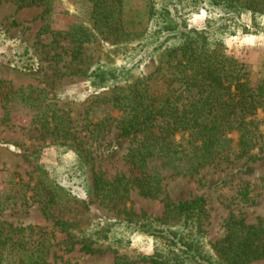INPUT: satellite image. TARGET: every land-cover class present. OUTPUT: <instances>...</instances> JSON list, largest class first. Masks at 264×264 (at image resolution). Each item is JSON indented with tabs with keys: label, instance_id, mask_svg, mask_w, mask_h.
Listing matches in <instances>:
<instances>
[{
	"label": "rangeland",
	"instance_id": "1",
	"mask_svg": "<svg viewBox=\"0 0 264 264\" xmlns=\"http://www.w3.org/2000/svg\"><path fill=\"white\" fill-rule=\"evenodd\" d=\"M165 2L179 9L176 17L189 27H204L209 17L221 14L210 10L209 2L193 8L187 0H154L156 8ZM152 3L125 0L123 15L137 39L114 43L113 35L96 33L76 58L66 31L78 23L92 25L87 0H57L49 19L40 5L19 7L12 0H0V226H36V238L44 233L43 240L53 245L51 263L117 264L125 255L134 264H158L147 257L155 240L144 232L146 224L129 226L124 219L160 224L157 218L165 217L166 195L174 201L206 199L203 229L215 251L223 244L231 215L264 226L262 110L244 120L253 138L244 155H238L239 132L232 131L226 151L192 175L182 174L181 159L173 166L153 159L149 169L160 172L159 194H145L135 185L140 172L128 153L139 137L120 135L124 112L114 106L111 82L99 85L87 74L99 65L126 67L132 78L156 70L160 58L152 47L157 44L140 50L137 35L149 24L153 30ZM237 18L234 34L225 39L226 53L244 65L257 85L264 80V15L254 18L244 12ZM93 173L110 182L124 176L131 189L122 199L90 195ZM44 182L63 190L49 216L43 201L51 188ZM108 219L112 224L104 228ZM57 220L67 227L54 226ZM83 243L103 251L85 253L80 250Z\"/></svg>",
	"mask_w": 264,
	"mask_h": 264
},
{
	"label": "trees",
	"instance_id": "2",
	"mask_svg": "<svg viewBox=\"0 0 264 264\" xmlns=\"http://www.w3.org/2000/svg\"><path fill=\"white\" fill-rule=\"evenodd\" d=\"M12 1L19 7L40 5L49 19L57 0ZM187 1L193 8L201 2H209L210 10H218L221 14L209 17L204 27H189L185 19L176 17L179 9L170 8L167 2L156 8L153 0L149 10L153 30L149 24L137 35H141L138 40L140 50L151 43L157 44L152 49L160 60L154 72L132 78L126 67L99 65L87 74L99 85L111 82L109 88L115 91L114 106L124 112L118 125L120 135L139 137V140L134 139L136 142L129 150L128 158L140 172L134 179L135 185L145 194L162 191L159 170L149 169L153 159L162 158L171 166L181 159L184 162L180 168L182 174L192 175L226 151L232 141L228 134L232 131L239 132L238 155L242 156L253 139L244 120L254 116L258 110L264 112V80L257 85L252 84L244 65L228 56L225 47V39L234 34L232 28L237 17L244 12L251 13L254 18L264 15V0ZM87 2L91 6L92 25L88 27L85 23H78L66 31L74 43L76 58H80L84 45L96 33L105 37L113 35L114 43L126 44L137 39L123 15L125 0ZM177 135H180L179 140ZM130 183L124 176L110 182L101 173H93L87 191L103 199H122L130 191ZM44 184L51 188L43 201L49 216L55 197L62 188L53 183L51 186ZM164 209L165 217L157 218L160 224L136 217L124 219L129 226L146 224L144 232L155 240L154 251L147 256L152 262H264V226L261 221L249 224L243 218L231 215L223 244L215 251L206 241L203 229L207 210L203 196L174 201L166 195ZM169 218L176 219L177 225L167 222ZM110 222L109 219L104 221L103 227H110ZM67 225L59 220L54 223L61 230ZM36 229L32 225L0 226V264H54L49 260L53 245L48 243L49 240H43L41 235L44 233L36 238ZM80 250L90 254L103 251L101 247L86 243ZM117 264H134V261L123 255Z\"/></svg>",
	"mask_w": 264,
	"mask_h": 264
}]
</instances>
